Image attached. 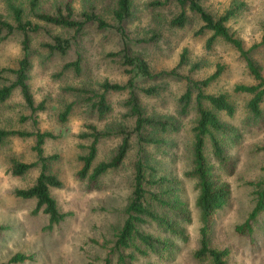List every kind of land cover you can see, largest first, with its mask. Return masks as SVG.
Masks as SVG:
<instances>
[{
	"label": "rangeland",
	"instance_id": "obj_1",
	"mask_svg": "<svg viewBox=\"0 0 264 264\" xmlns=\"http://www.w3.org/2000/svg\"><path fill=\"white\" fill-rule=\"evenodd\" d=\"M29 1L0 0V18L14 26L10 8L13 5L21 10L22 20H29L38 26L36 31L26 33L31 63L27 82L33 104L42 102L43 109L31 117L21 95L15 90L0 103V128L49 131L55 135V138L45 140L43 154L57 156L51 168L62 185L51 188L50 193L58 210L69 212V215L47 229L46 216L41 212H31L34 200L13 195L15 188L29 186L37 174V169H31L22 177L8 172L11 158L24 162L34 160L31 149L33 136H10L5 139L0 143V264H103L104 258L109 259V264H118V252L125 258L126 264H211L208 258L194 257L199 245L197 211L194 207L196 190L193 180L186 175L191 160L192 112L176 130H170L168 126L163 133H158L157 137L165 142L163 145L147 147L159 174L177 181L184 205L183 220L172 221L177 233L170 234L154 226L150 229L154 237L170 244L166 251H148L128 259L125 257L129 254L127 249L119 251L113 246V235L122 223L123 207L131 190L135 144L120 166L101 175L94 185H87L76 178L80 166L77 156L82 153L81 144L86 143L78 138V133L84 129L85 122H93L100 129L110 127L113 131L119 124L125 127L132 124L128 107L124 104L126 91L104 92L100 86L104 80L120 84L126 80L121 66L123 40L114 27L99 29L94 22L88 21L74 31L44 23L35 18V13L56 14L57 10L64 13V5L68 3L74 19L81 20V12H93L113 26L117 0H38L32 10ZM128 1L130 13L122 24L128 54L142 57L150 70L157 72L173 68L180 52L185 50L186 64L176 69L178 75H169L156 82L146 79L136 82L135 94L146 116L172 119L175 110H178V97L185 88L184 76L200 80L217 66L221 67L219 75L202 91L208 94L225 93L234 105V115L225 117L232 131L224 139L233 166L230 174L217 171L218 176L229 185V198L212 218L209 245L227 249V264H264V210L251 221L249 232L240 234L235 231V225L242 223L252 208L253 184L264 177V117L263 121L254 125L243 122L250 95L232 90L236 84H253L252 76L232 45L220 37H215L209 46L206 45L211 32L206 29L198 31L202 23L187 6L181 7L174 0L160 5L153 3L156 0ZM232 1L202 0L200 4L217 16ZM241 1L244 2L241 12L225 25L246 49L258 42L264 32V0ZM180 10L186 16L185 24L182 27L170 25V19ZM1 34L5 36V31ZM53 36L70 40L69 48L63 55L47 49L46 44L53 43ZM22 38V32L13 29L0 39V68L16 67L22 53ZM76 55L79 56V73L65 69L57 75L61 65L75 59ZM250 55L260 66L264 78V46ZM193 63L197 64L196 68H191ZM2 75L0 85L13 79L10 72ZM158 82H161L162 89L153 96H145L138 90ZM102 92L112 111L108 117L99 120L88 110H94L90 104H94ZM69 103L70 111L65 121L60 122L58 114ZM260 106L264 111V99ZM188 110H194L193 101ZM33 117L35 124L31 119ZM118 142L119 137L114 134L101 139L96 159H107ZM16 252L32 255V260L7 262Z\"/></svg>",
	"mask_w": 264,
	"mask_h": 264
},
{
	"label": "trees",
	"instance_id": "obj_2",
	"mask_svg": "<svg viewBox=\"0 0 264 264\" xmlns=\"http://www.w3.org/2000/svg\"><path fill=\"white\" fill-rule=\"evenodd\" d=\"M38 0H30L29 8L36 7ZM168 0L154 1L156 5L163 4ZM181 7L187 6L189 11L195 13L201 21L198 31L209 30L211 35L206 40L209 46L215 37H220L225 42L232 45L238 56L244 61L245 67L252 76L253 84H236L232 90L238 93L250 95L246 103L244 121L247 125H254L258 121H263L264 111L261 110V102L264 99V78L260 73V66L251 58V53L264 46V32L258 42L251 44L244 49L241 41L234 37L228 30L225 23L236 16L244 7V2L234 0L223 13L214 16L206 11L200 4L202 0H174ZM15 25L0 18V39L5 37L13 29L20 30L23 34L21 41V57L17 61L15 68H0V79L4 72H10L13 75L11 81L0 85V103L4 102L13 91L18 90L25 105L30 111V116L43 109L42 102L33 104L32 94L28 85V72L31 67L28 42L26 33L34 32L38 29L37 24L29 20L21 19V10L13 5L10 6ZM129 1L117 0V8L113 12L115 24L112 26L93 12H81V20L73 18L71 6L64 5V13L57 10L56 14L35 13V18L44 22L61 27L71 28L77 31L84 22H94L99 29L114 27V30L123 40L121 66L126 75L124 83H110L104 80L101 83L103 91H126L127 97L124 104L128 107V116L132 119V124L128 127L117 125L116 130L110 127L98 128L93 122H85L84 129L78 133V138L86 143L81 144V150L77 156L80 164L76 171V178L85 181L87 185H94L98 178L104 173L117 169L122 163L123 158L131 150L132 145H136L135 156L132 164L131 190L123 207V220L114 233L113 246L116 249H127L129 254L125 257L132 259L134 254L144 255L148 251L167 250L169 243L154 237L150 230L152 226L170 234L177 231L172 226V221L176 219L183 220L184 205L180 200V188L175 179L165 177L159 174L155 164L151 161L147 147L149 145L156 147L163 145L164 140L157 137L158 133H163L167 127L170 130H176L182 125L183 120L189 113H193V123L190 127L191 132V152L190 169L186 175L194 182L196 196L194 207L197 211L198 219V248L194 251V257L198 259L208 258L211 264H227V249H216L209 245V233L211 221L214 214L220 210L229 198V185L221 179L217 171H225L230 174L233 166V159L228 153V147L225 137L230 133L231 126L227 118L235 113L234 105L230 102L225 93L208 94L202 91V88L216 78L221 67L216 69L200 80H192L188 76L185 78L184 91L178 97V110H175L174 117L157 118L156 116H146L140 109L135 94L137 81L140 79L163 80L169 75H178L176 69L186 64L185 50H182L178 56L176 65L167 71L153 72L150 70L147 62L138 55L127 53L124 39L126 32L123 22L129 16ZM186 22V16L182 10L170 19V25L182 27ZM5 31V36L2 31ZM52 44H46L50 52L64 54L70 45L68 38L59 36L52 37ZM112 55H116L113 53ZM195 63L191 68H196ZM65 69H70L75 74L79 73V56L75 59L66 61L61 65L60 75ZM161 82L153 84L138 90L145 96H153L162 89ZM69 90L75 91L73 88ZM104 92L100 93L94 104L90 107L94 110H88V113L95 115L99 120L109 116L112 110L106 103ZM194 95L192 96V93ZM193 98V100H192ZM191 101H193L194 110H188ZM71 103L66 104L64 109L58 114L60 122H64L69 113ZM22 120L26 117H21ZM35 124V117L31 118ZM170 119V120H169ZM159 131V132H158ZM155 132V133H154ZM114 134L119 137V142L114 151L107 159L97 160L98 144L101 139ZM10 136L31 137L33 136V145L31 147L34 154V160L31 162L19 161L15 158L10 159L8 172L16 177L24 176L31 169H37V174L32 183L24 188H15L13 195L23 199H33L34 207L31 212L36 214L41 212L46 216L47 223L45 228L51 229L54 225L60 223L69 212H60L57 208L54 198L51 196V188H60L62 183L58 175L52 170L51 164L57 159L56 154L44 155L43 144L46 139H53L49 131H23L15 129L0 128V143ZM231 141L230 139H228ZM159 145V146H160ZM264 149V145L262 146ZM252 208L247 213L242 223L235 225V231L243 234L251 230L250 223L256 215L264 210V177L253 184ZM2 229V227H0ZM118 264H126L125 258L118 252ZM26 260H32V255L16 252L11 255L7 262L16 263ZM109 259L104 258L103 264H109Z\"/></svg>",
	"mask_w": 264,
	"mask_h": 264
}]
</instances>
